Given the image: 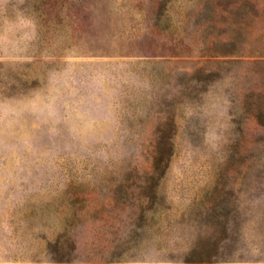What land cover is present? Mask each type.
Masks as SVG:
<instances>
[{"label": "rangeland", "instance_id": "rangeland-1", "mask_svg": "<svg viewBox=\"0 0 264 264\" xmlns=\"http://www.w3.org/2000/svg\"><path fill=\"white\" fill-rule=\"evenodd\" d=\"M251 1L0 0V264H264Z\"/></svg>", "mask_w": 264, "mask_h": 264}, {"label": "trees", "instance_id": "trees-1", "mask_svg": "<svg viewBox=\"0 0 264 264\" xmlns=\"http://www.w3.org/2000/svg\"><path fill=\"white\" fill-rule=\"evenodd\" d=\"M249 4H254L251 0H246ZM164 2V1H163ZM164 5V3H162ZM255 117L258 120V122L264 126V105L260 106L258 108L257 112L255 113ZM167 122L169 124H173L172 117H167ZM154 143L156 146V149L153 151V162L155 164V170H161L164 169L167 160L169 159L171 155L172 150V140L171 135H167V137L164 136L163 133L160 131L157 132ZM161 146H165V151L161 150Z\"/></svg>", "mask_w": 264, "mask_h": 264}]
</instances>
